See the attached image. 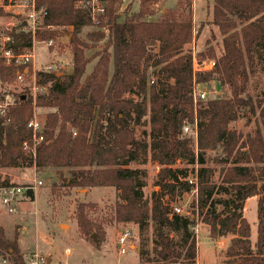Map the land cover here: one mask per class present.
<instances>
[{"label":"trees","instance_id":"trees-1","mask_svg":"<svg viewBox=\"0 0 264 264\" xmlns=\"http://www.w3.org/2000/svg\"><path fill=\"white\" fill-rule=\"evenodd\" d=\"M36 1L48 14L35 37L56 39L60 28L71 27L72 70L38 71L37 84L46 90L36 96L29 92L15 96L3 87L0 100L13 95L17 101L5 116L0 115V167H69L71 177L64 179L69 188L114 186L121 199L115 207L118 221L144 227L152 219L156 224L157 263L196 264L194 216L172 212L163 201V193L177 194L191 188L182 179L188 169L172 164L178 159L198 163V207L211 237L236 235L228 245L224 264H264V91L256 99L247 91L257 53L264 55V0H214L213 23L223 35V51L217 54L214 45H209L201 56L213 59L215 66L197 72L193 54L186 49L193 39V0H177L175 8L157 19L152 17L159 0H139V9L126 12L122 18L123 0H107L106 13L98 24L81 5L86 0ZM86 26L95 27L88 40L80 36ZM10 33L17 53L32 47L31 31L21 26ZM89 40L102 41L93 55L86 52L92 47ZM92 57L98 59L87 73ZM30 68L31 64L8 65L1 57L0 80L10 83L20 72L28 76ZM212 80L227 86L231 96L200 100L195 107V85ZM35 106L53 110L43 118L45 139L32 156L23 151L22 143L31 137L27 124ZM249 110L258 113L259 126L243 139L230 123ZM146 114L150 115L149 141L136 137L134 129ZM196 119L198 155L191 145L193 136L184 133V126ZM217 148L222 155L215 159L225 164L220 183L213 179V169L206 160V152ZM148 152L163 165L157 179L160 191H154L150 200L145 199L139 169L130 166ZM28 192L34 194L33 190ZM220 193L225 195L219 197ZM251 196H258L255 242L244 216L245 202ZM88 206L94 203L81 202L76 214L85 238L102 230L89 216ZM171 231L182 233L180 245L174 242ZM18 234L9 237L0 224V257L24 264Z\"/></svg>","mask_w":264,"mask_h":264},{"label":"rangeland","instance_id":"rangeland-1","mask_svg":"<svg viewBox=\"0 0 264 264\" xmlns=\"http://www.w3.org/2000/svg\"><path fill=\"white\" fill-rule=\"evenodd\" d=\"M20 0H13V6L8 9L0 8V35L7 32V25L12 27H23L24 8L14 3ZM6 2H9L8 0ZM195 3V6H194ZM177 0H159L157 3V12L152 19H157L162 12L175 8ZM214 0H193V39L186 45L187 50L192 54L196 53L199 59H209L202 57L201 53L207 51L209 45H214L217 54L223 51V35L219 27L213 23ZM139 9V0H123L120 9L121 18L126 12H133ZM195 13V14H194ZM61 34L56 37L53 45H48L44 40L33 38V49L35 58L31 64L30 74L26 76L25 83H20L14 79L12 82L3 83L0 80V92L3 87L11 91L15 96L21 92L33 93L34 96L39 92L45 91V87L37 84L38 71L53 69L60 72H70L72 70L73 53L70 45L69 29L60 28ZM93 26H86L80 32V36L88 40V33L94 30ZM92 47L86 52L93 55L101 48L102 41L93 42L89 40ZM94 45V46H93ZM24 48L21 52H24ZM152 52L156 53V50ZM264 55L257 53L254 72L251 74L248 85V93L254 99L262 96L264 91ZM98 57H92L88 65L89 73ZM151 70V67L149 71ZM156 78V77H154ZM152 82V80H151ZM37 89H34V86ZM199 89L207 92V98L230 97L229 88L221 87L216 81L209 83H200ZM137 98L136 94H129ZM53 110L35 106L33 115L37 114L44 118L46 113ZM150 115L146 114L140 124L134 125L135 135L141 139L149 141L148 131ZM259 126L258 113L247 111L246 116L238 118L230 123V128L235 129L244 139L248 134H254ZM192 147L195 149L193 141ZM222 155L220 148L208 150L206 152L207 165L213 169V179L220 183L222 179V168L224 163L218 162L215 158ZM147 157V158H146ZM145 158V160H143ZM130 166L139 169V180L143 183L145 199L150 200L154 191H160L157 184L159 172L162 164L150 156V152L142 155L136 161L130 163ZM174 168H187L188 172L194 171L196 166L189 163L187 159H178ZM71 168L69 167H50L38 169L35 166H9L0 167V190L2 187L15 185H27L35 179H41L42 185H38L34 194L29 192L20 195L18 201H15L16 210L9 212L7 207L0 203V224L4 226L7 235L11 238L18 232V244L20 252L24 257H28L31 251L39 250L46 256H52V264H118L122 263L124 257L129 258L131 264H162L157 263L155 246V228L156 224L152 219L141 227L133 221H118L116 219V203L121 200L119 191L114 186H95L92 188H69L65 185V180L71 177ZM225 194H218L219 197ZM199 198L194 193L179 192L177 194L163 193V201L171 207V204L185 206L192 215L194 214L195 224L192 226L197 239V263L199 264H219L225 263L228 258L227 248L231 238L236 236L234 233L228 234L220 239H213L210 235L209 226L203 221V216L199 212L196 199ZM17 199V198H16ZM81 202H91L94 206H88L89 216L95 223L102 226V230L94 231L90 237H83L77 223V209ZM244 216L251 224V240L257 239L258 228V196L249 197L244 206ZM124 227H130L133 230L134 237L131 242L134 244L127 253L120 254L118 236ZM174 242L180 245L182 241L181 232H172ZM137 245L140 249H137ZM72 253L68 255L67 249Z\"/></svg>","mask_w":264,"mask_h":264},{"label":"built area","instance_id":"built-area-1","mask_svg":"<svg viewBox=\"0 0 264 264\" xmlns=\"http://www.w3.org/2000/svg\"><path fill=\"white\" fill-rule=\"evenodd\" d=\"M0 0V8L8 9L10 6H13V0ZM18 6L24 8L22 15L24 16L23 30L31 31L33 34V38L37 31L42 27L43 21L48 14V11L45 7H38L36 0H20L19 2H15ZM81 5L86 7L93 19V21L98 24L100 23V18L105 15L107 10V0H86L81 2ZM15 25V24H14ZM14 25L10 27L7 25V32L0 35V58L2 57L6 64L11 65H28L34 61L35 51L32 47L26 48L24 52H16L14 45V38L10 33L15 27ZM49 28L54 29L53 25H49ZM48 45H53L55 43V39L50 38L44 40ZM215 66V61L213 59H203L199 60L196 53H193V69L195 72L197 71H205L210 70ZM46 70H55L53 67L51 69ZM26 72H28V68H26ZM25 73H18L16 81L20 83H25L26 80ZM199 84H196L193 90V100L195 107H197L198 102L200 100H205L207 98V92L205 90L199 89ZM38 87L35 85L34 89ZM16 99L13 95H6L2 100H0V115L5 116L8 112L10 106L16 104ZM28 128L31 130V137L26 139L22 143V149L29 155L35 156L38 146L44 141V119L37 114H34L31 119L28 121ZM184 133L193 136V143L195 145V152L198 155L199 152V144H198V123L197 119L194 123H187L184 126ZM196 168L194 171H190L188 175L183 180H186L190 184V190L186 191V193H194L197 196L199 195V174L198 168L199 164L196 163ZM43 181L41 179H35L32 183L27 185H15L7 187L4 190V193L1 197V202L7 207L9 212H14L16 210L15 201H18L20 195L25 194L28 190H35L38 185H42ZM185 192V191H184ZM17 198V199H16ZM199 202V198L196 199V203ZM198 206V205H197ZM171 211L176 212L181 215H192L189 210L185 209V206L171 204ZM194 216V214H193ZM134 237L133 230L130 227H124L120 230L118 236V244L120 253H127L132 242V238ZM0 264H16L10 258L6 256L0 257ZM24 264H51L49 261V257L46 256L43 252L39 250L31 251L26 257V262ZM196 264H199L196 262ZM224 264V263H219Z\"/></svg>","mask_w":264,"mask_h":264},{"label":"crops","instance_id":"crops-1","mask_svg":"<svg viewBox=\"0 0 264 264\" xmlns=\"http://www.w3.org/2000/svg\"><path fill=\"white\" fill-rule=\"evenodd\" d=\"M194 6H195V3H194ZM195 14V13H194ZM7 188V187H6ZM5 187H2L1 188V190H0V203H2L1 202V197H2V194L4 193V190L6 189ZM1 205V204H0ZM134 243L132 242V244H131V246L130 247H132V245H133ZM137 247V249H140V246L139 245H137L136 246ZM120 252V251H119ZM68 255H70L71 253H72V250L70 249V248H68L67 249V252H66ZM120 254H122V253H120ZM29 255V254H28ZM49 257V261H50V263L52 264V262H53V257L52 256H48ZM122 263H118V264H131L130 262H129V258H127V257H124V260L123 261H121ZM90 264V263H89ZM117 264V263H116Z\"/></svg>","mask_w":264,"mask_h":264},{"label":"water","instance_id":"water-1","mask_svg":"<svg viewBox=\"0 0 264 264\" xmlns=\"http://www.w3.org/2000/svg\"><path fill=\"white\" fill-rule=\"evenodd\" d=\"M93 237L95 238V233H93Z\"/></svg>","mask_w":264,"mask_h":264}]
</instances>
